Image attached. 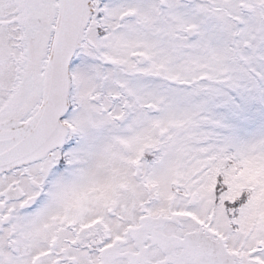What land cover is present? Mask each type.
I'll list each match as a JSON object with an SVG mask.
<instances>
[{"label":"snow or ice","instance_id":"obj_1","mask_svg":"<svg viewBox=\"0 0 264 264\" xmlns=\"http://www.w3.org/2000/svg\"><path fill=\"white\" fill-rule=\"evenodd\" d=\"M0 264H264V0H0Z\"/></svg>","mask_w":264,"mask_h":264}]
</instances>
